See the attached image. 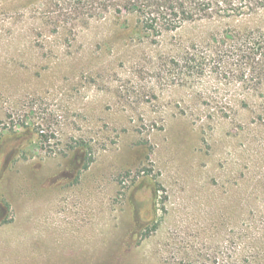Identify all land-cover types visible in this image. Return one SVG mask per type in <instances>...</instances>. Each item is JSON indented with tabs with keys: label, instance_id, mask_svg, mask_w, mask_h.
Returning <instances> with one entry per match:
<instances>
[{
	"label": "rangeland",
	"instance_id": "374dc122",
	"mask_svg": "<svg viewBox=\"0 0 264 264\" xmlns=\"http://www.w3.org/2000/svg\"><path fill=\"white\" fill-rule=\"evenodd\" d=\"M79 1L0 0V264H264V11Z\"/></svg>",
	"mask_w": 264,
	"mask_h": 264
},
{
	"label": "trees",
	"instance_id": "16d2710c",
	"mask_svg": "<svg viewBox=\"0 0 264 264\" xmlns=\"http://www.w3.org/2000/svg\"><path fill=\"white\" fill-rule=\"evenodd\" d=\"M84 14L114 13L134 15L150 35L159 37L163 31H174L186 23L216 19L255 17L264 11V0H80ZM238 38L245 44L264 49V31L246 30ZM237 36H235L236 38Z\"/></svg>",
	"mask_w": 264,
	"mask_h": 264
}]
</instances>
